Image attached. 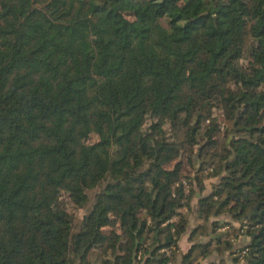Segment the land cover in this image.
<instances>
[{
    "label": "trees",
    "instance_id": "16d2710c",
    "mask_svg": "<svg viewBox=\"0 0 264 264\" xmlns=\"http://www.w3.org/2000/svg\"><path fill=\"white\" fill-rule=\"evenodd\" d=\"M214 105L225 131L205 124ZM263 119L264 0H0V264H174L198 143V170L220 180L183 264L213 234L221 255L250 241L209 264H264ZM91 189L77 227L67 206Z\"/></svg>",
    "mask_w": 264,
    "mask_h": 264
},
{
    "label": "crops",
    "instance_id": "0c3cea01",
    "mask_svg": "<svg viewBox=\"0 0 264 264\" xmlns=\"http://www.w3.org/2000/svg\"><path fill=\"white\" fill-rule=\"evenodd\" d=\"M220 180V177H204L202 179L198 178L194 181V195L190 201L189 205L183 206L180 211L182 215H184L187 219V229L184 233L181 234L179 237L178 242V256L176 257V260L174 264H183L182 262V256L193 245L194 241L190 238V235L193 231V229L199 225L204 224L203 219H201L198 216V209H199V201L201 198L206 197L210 195L213 191V185L215 183H218ZM223 220V221H230L231 218L228 215H221L219 217H211V221L213 220ZM233 224L237 225L236 222H233ZM229 229L228 225L221 226L217 229L219 233H224ZM215 235L205 236L201 237L200 242L203 244L209 245V248H214L215 250L211 252L205 259L201 260L198 264H209V263H218L220 260L227 258L230 260L232 257H234V252L236 250H239L240 248H243L248 244L250 241V237L247 235H241L235 242L233 249L231 251H227L224 255L219 254V252L216 250L220 246V241L215 240ZM225 240V239H224Z\"/></svg>",
    "mask_w": 264,
    "mask_h": 264
},
{
    "label": "rangeland",
    "instance_id": "374dc122",
    "mask_svg": "<svg viewBox=\"0 0 264 264\" xmlns=\"http://www.w3.org/2000/svg\"><path fill=\"white\" fill-rule=\"evenodd\" d=\"M183 3H180V6H182ZM214 118H217L218 119V122L221 123V128L223 131H225V125H224V121H225V116H224V110L221 106L219 105H214L211 107L210 109V113H209V118L208 120L205 121V124H209V121L210 119H214ZM253 119H254V116L253 115H250L248 117V120L250 122H253ZM264 120V119H263ZM233 138V135L230 134V133H225L224 136L222 137H216V144L218 146H220L221 148L223 149H227L228 148V145L227 143H229ZM98 140V135L94 132H92L89 137L86 138V142L87 143H94ZM201 144L198 143L195 148H194V151L192 152H186L185 155H184V161L182 162V166H183V172L185 174H187V176L189 177V179H183V180H187L190 184V188L192 190V188H194V181L195 179L197 180L198 178L202 179L204 177H206V175H208V173L210 174L212 172V170H208V167H205L202 172L200 170H198L200 167H199V160H198V149L200 148ZM212 147H207L206 150H211L212 151ZM174 164L171 163V164H168L169 166L167 167H172ZM182 180V182H183ZM192 182V184H191ZM183 184V183H182ZM190 190V191H191ZM95 192H96V189H91L89 190V195H90V199L88 201V203L84 206V207H81V208H78L76 206H73V205H68L67 208L69 209V211L71 213H73L75 215V225H77L78 227V224L80 223V221L82 220L83 216L85 214L88 213V211L91 209L93 203H94V197H95ZM60 198H61V201L65 204H68L70 203V199H69V194L68 192L66 191H60ZM185 206V205H184ZM228 207L224 208V211H226ZM181 212V211H180ZM223 215H226V214H223ZM174 220V218H173ZM179 220V217H176V221ZM77 229V228H76ZM75 229V230H76ZM117 232L119 233V235L121 236V240H122V229H118ZM104 234V232H103ZM141 257H146V255H143Z\"/></svg>",
    "mask_w": 264,
    "mask_h": 264
},
{
    "label": "built area",
    "instance_id": "2783aa9c",
    "mask_svg": "<svg viewBox=\"0 0 264 264\" xmlns=\"http://www.w3.org/2000/svg\"><path fill=\"white\" fill-rule=\"evenodd\" d=\"M182 183H183V186H184V189H185V193L186 194L190 193L191 188H190L189 182L187 180H183ZM174 220H176V217L174 218ZM175 248L176 247L173 244L171 246H166V247L162 248L161 252L164 253L166 256L170 257V256H172V252H173V250ZM248 252H249V249L248 248H244L243 250L240 251V256L241 257H245V256H247ZM141 256H142V252L139 254V258H141ZM166 264H173V261L168 259Z\"/></svg>",
    "mask_w": 264,
    "mask_h": 264
},
{
    "label": "water",
    "instance_id": "95a60500",
    "mask_svg": "<svg viewBox=\"0 0 264 264\" xmlns=\"http://www.w3.org/2000/svg\"><path fill=\"white\" fill-rule=\"evenodd\" d=\"M252 214V212H250L249 216ZM244 221V220H243Z\"/></svg>",
    "mask_w": 264,
    "mask_h": 264
}]
</instances>
